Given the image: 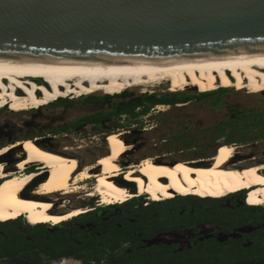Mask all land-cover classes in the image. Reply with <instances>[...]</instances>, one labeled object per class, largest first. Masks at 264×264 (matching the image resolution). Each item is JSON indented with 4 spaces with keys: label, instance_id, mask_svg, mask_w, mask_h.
<instances>
[{
    "label": "bare ground",
    "instance_id": "1",
    "mask_svg": "<svg viewBox=\"0 0 264 264\" xmlns=\"http://www.w3.org/2000/svg\"><path fill=\"white\" fill-rule=\"evenodd\" d=\"M238 85L249 93L264 92V50L163 59L0 52V108L10 105L13 111L41 108L61 97L78 98L99 91L115 95L133 87L183 91L198 86L217 90ZM24 127V122L0 119V141L17 137ZM47 139L33 136L0 146V179L7 177L0 183V220L26 215L33 224L54 226L69 221L90 207L54 213L58 196L87 188L80 185L87 180L95 183L87 196L100 194L101 204L121 203L145 193L152 201L189 194L220 198L242 188H249L251 204H264V163L235 162L234 144H223L217 154L204 161L166 163L148 156L129 164L122 159L132 144L125 140L124 133L113 132L110 145L101 144L96 156H85V165L74 176L82 164L79 150L48 145ZM85 148L81 146L80 150ZM21 152L24 156L19 159ZM94 157L96 162H92ZM37 164L41 166L37 170L21 174ZM61 207H66V201Z\"/></svg>",
    "mask_w": 264,
    "mask_h": 264
},
{
    "label": "flooded vegetation",
    "instance_id": "2",
    "mask_svg": "<svg viewBox=\"0 0 264 264\" xmlns=\"http://www.w3.org/2000/svg\"><path fill=\"white\" fill-rule=\"evenodd\" d=\"M219 90L221 91L218 93H199L196 90L193 93H174L175 91L158 88L154 92L160 94L152 95V92L146 94L145 91L131 88L115 95L98 93L82 96L81 99L61 98L62 104L57 107H63L61 113H67L65 108L72 107L78 101L100 104L101 108L86 112L103 113L91 116L90 122L96 124L92 128L95 127L102 133L104 145L108 134L124 133L125 140L132 144V148L123 157L122 163L130 164L150 156L149 146L146 148L143 141L135 139V134L150 129L137 121L142 116L140 113H199L189 108L209 97H212V105L222 107L223 93L227 90ZM153 99H161V102L153 103ZM192 101L196 103L191 104ZM146 108L148 110L144 112ZM0 112H3L2 109ZM34 112L41 113L39 110L19 113ZM227 113H264V107L259 109L254 106L244 112L234 108ZM239 117L241 116L237 115L228 120L220 118L214 125L198 129L188 126L184 128L190 131L202 130V134L194 132L192 139L196 144L191 150L206 156L188 159L151 157L170 163L179 160L204 161L212 158L217 153V148L226 143L236 146L235 162H247L248 165L264 163V149H240L254 142L255 138L251 133L255 130L264 135V125L260 124L264 123V118L260 115L256 117L257 120L245 119L241 124L238 122ZM242 117L245 118L244 115ZM133 120L136 122L132 123ZM98 122L104 125H99ZM80 168L81 166L76 174ZM123 168L126 169V166ZM31 171V168L25 170L26 173ZM247 194L248 190H242L220 198L189 194L152 201L145 193L125 202L101 204V195L94 193L80 198L75 195L80 204L71 205L67 202L71 195L62 193L58 196L60 201L57 202L54 213H66L78 206H89L90 210L60 225H30L25 215L17 220L20 221L17 224L27 233V240L32 239L28 234L32 227L45 226L61 236L70 234L74 238L72 244L67 246L69 253L63 252L58 258H54L41 251L39 260L24 256L18 261L3 255L0 256V264H264V204H247ZM62 201H66V207H61ZM6 222L11 228L1 230L3 235L10 231L12 233V227L16 226V220ZM62 249L63 247L59 248L57 252Z\"/></svg>",
    "mask_w": 264,
    "mask_h": 264
},
{
    "label": "water",
    "instance_id": "3",
    "mask_svg": "<svg viewBox=\"0 0 264 264\" xmlns=\"http://www.w3.org/2000/svg\"><path fill=\"white\" fill-rule=\"evenodd\" d=\"M247 50H264V0H0L4 53L163 59Z\"/></svg>",
    "mask_w": 264,
    "mask_h": 264
},
{
    "label": "rangeland",
    "instance_id": "4",
    "mask_svg": "<svg viewBox=\"0 0 264 264\" xmlns=\"http://www.w3.org/2000/svg\"><path fill=\"white\" fill-rule=\"evenodd\" d=\"M157 88L158 87L156 86L154 87L147 86V87H133L132 89L145 91L146 94H150L151 92H153L152 95H154V93L160 94V92H154V90ZM193 89L199 93H207V92L218 93V91H221L219 89L206 90L204 88H201L200 86ZM193 89H188L189 91L187 90L175 91L174 93H188V92L193 93L195 92ZM220 89L227 90L226 92L223 93L224 98H223L222 107L212 105L211 103L212 97L211 98L209 97L203 102H198V104H195L189 108V109L197 110L199 113H147L145 115H142L137 121H140L144 127H148L150 129L148 131H144L143 133L135 134L136 136L135 139H137V141L139 139L143 141L146 148L149 146L148 149L150 150L149 153L150 156L166 158V159L198 158L201 156H206L202 153L193 152L191 150V147H193L196 144L193 141L192 136L194 132L198 130L190 131L188 129H184L185 127L188 126L198 129L199 127L214 125L220 118H223L224 120H228L237 115L241 116L239 117V121H238L241 124L243 122L242 120L245 119L257 120V118L260 115L262 118H264V113H227L230 109H234V108L239 109L240 111L243 112L246 111V109L248 110L249 108L254 106L258 107L259 109L263 108L264 107V95H262L263 92L249 93L241 85L235 87H223ZM168 91H174V90H168ZM98 93H100V95L103 94L110 95V93H107L105 91H99L93 93L92 95ZM61 98H73V97H61ZM78 98L81 99V97ZM60 99L49 105H44L41 108L32 109V111L39 110L41 113L38 112L19 113L28 110L13 111L10 105H7L4 108H0L3 111L0 112V119L7 120L9 122H16L19 124L20 122H24L25 125L23 133H21L20 135H18L13 139H6L0 141V146L9 145L15 142L16 140L22 138H28L33 136H46L47 138L48 137L50 138L45 140V143L48 145H52L54 147L67 146L69 148H73L76 150L78 149L79 152L77 156L78 159H80L82 162L80 166H84L85 163L83 161V158L87 155L96 156L97 153H99V151L101 150L99 148V145L103 144L102 133L97 129H95V127L92 128L93 126H96V124H92L90 122L91 116H99L102 115L103 113H86V112L95 111L101 108V105L97 103H86L85 101L84 102L78 101L75 105H72V107L65 108L67 113H61L63 107H57L58 105L62 104L60 102ZM194 103L196 102L192 101L191 104ZM105 109L108 108L105 107ZM10 111L15 113H11ZM243 115L245 118L242 117ZM131 122L133 123L136 121L133 120ZM97 124L104 125L101 122L100 123L98 122ZM260 124L264 125V123L263 124L260 123ZM35 125H38L39 127L35 128ZM77 125L78 127H75ZM201 131L198 132L202 134ZM110 134L107 135V138L105 140L106 141L105 146H109L111 143ZM224 135L229 136V134H224ZM251 136H254L255 138L254 142H250L248 145H244L240 149H243V151H247V149L248 150L254 149L257 151L263 150L264 135L259 134V130H255L253 133H251ZM222 145L223 144H221L217 148L216 151L217 153L221 150ZM81 146H85L86 148L80 150ZM23 156L24 155L22 152L18 154L19 159H22ZM95 159L96 158L94 157L92 159V162H95ZM37 168L33 167L31 170H37ZM74 176H76V172ZM80 185L81 186L88 185V187L79 191L65 193L71 195L67 199V202L69 204L71 205L80 204V200H78V198L84 195L87 196L88 193L93 192L94 181L87 180L86 182L81 183ZM243 189L244 188L239 190H243ZM75 195H79V197L77 198ZM247 202H249V200ZM26 219H27L26 220L27 223L33 225V223H31L28 218ZM10 232L6 233L7 234L6 237Z\"/></svg>",
    "mask_w": 264,
    "mask_h": 264
},
{
    "label": "trees",
    "instance_id": "5",
    "mask_svg": "<svg viewBox=\"0 0 264 264\" xmlns=\"http://www.w3.org/2000/svg\"><path fill=\"white\" fill-rule=\"evenodd\" d=\"M152 102L153 103L161 102V99H156L155 101L153 99ZM67 105L69 106L70 104ZM147 110L148 108H146L144 112H146ZM116 114H120V113H116ZM140 114L145 115L147 113H140ZM199 197H203V196H199ZM158 201H162V200H158ZM247 204L253 205L249 202H247ZM17 220L15 222L16 226L12 227V233H9L7 237H6L7 234L6 235L1 234V230L7 231V229L11 227L9 226V223L6 222L8 220L6 221L0 220V222H2L0 223V256L8 255L11 259L18 261L21 260L22 257L24 256H29L31 260L32 259L39 260L41 257L40 256L41 251L47 252L54 258H58V256H60L63 252L69 253L68 252L69 249L67 246L72 244L74 238L70 234L61 236L56 234L55 232H51L45 226L39 228L32 227L31 230L28 231V234L30 235V237H32V239L27 240L25 237L26 236L25 234L27 233H24L21 230V228H19L17 223H20V221ZM33 225H38V224H33ZM61 247H63L62 251L57 252V250Z\"/></svg>",
    "mask_w": 264,
    "mask_h": 264
}]
</instances>
